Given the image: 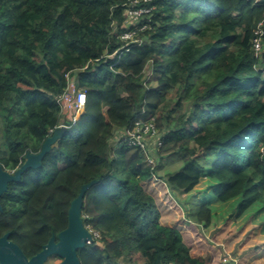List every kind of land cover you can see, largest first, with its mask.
Listing matches in <instances>:
<instances>
[{
  "label": "trees",
  "instance_id": "trees-1",
  "mask_svg": "<svg viewBox=\"0 0 264 264\" xmlns=\"http://www.w3.org/2000/svg\"><path fill=\"white\" fill-rule=\"evenodd\" d=\"M131 1L0 0V164L19 168L67 124L41 165L0 196V237L10 232L29 258L53 234L58 240L72 200L92 180L83 219L93 241L78 251L82 264H211L181 228L162 222L165 209L148 189L155 180L182 194L207 177L216 202L240 199L239 215L257 204L264 213V24L262 50L254 49L264 0L142 1L154 7L142 42L127 43ZM68 75L87 90L76 122L58 102ZM138 119L161 131L154 163L126 142ZM174 156L183 165L162 176ZM207 157L209 167L200 161ZM211 201L176 216L208 228Z\"/></svg>",
  "mask_w": 264,
  "mask_h": 264
},
{
  "label": "rangeland",
  "instance_id": "rangeland-1",
  "mask_svg": "<svg viewBox=\"0 0 264 264\" xmlns=\"http://www.w3.org/2000/svg\"><path fill=\"white\" fill-rule=\"evenodd\" d=\"M69 78L72 81L75 76H70ZM177 99L178 96L176 91H174L170 97L168 108L173 107ZM187 107L188 105L184 103V107L176 115L184 112ZM83 112L84 110L79 112L77 114L78 117ZM66 116L67 119L70 118V115L66 114ZM156 153L157 151H154L153 159ZM176 157L165 158L163 161L164 166L160 170L162 176H167L168 173L179 170L183 165V161L180 158L176 159ZM200 161L206 167H209L211 166L212 158H202ZM215 184L209 178L203 177L201 183L196 186L194 191L182 194L174 193L161 180L148 183L149 187H147L151 193L157 194L158 204L165 209L167 215H164L162 222L181 228L186 242L192 246V252L195 255L211 254V264H264V213L260 211L261 205H255L241 216L239 215L240 199L225 203L214 200L212 190ZM168 194H173V201H170ZM209 200L213 202L212 206L215 215L213 224L208 228L203 227L201 229L194 222L190 220L183 222L179 216H176V214H181L189 217V211L195 212L203 201ZM60 261L59 259H50L48 263ZM143 262V259L140 258L137 264H143Z\"/></svg>",
  "mask_w": 264,
  "mask_h": 264
},
{
  "label": "water",
  "instance_id": "water-1",
  "mask_svg": "<svg viewBox=\"0 0 264 264\" xmlns=\"http://www.w3.org/2000/svg\"><path fill=\"white\" fill-rule=\"evenodd\" d=\"M66 128L67 126L56 128L44 141L40 152H28L25 161L15 172L4 168L0 164V196L8 190L10 182L21 179L22 173L25 170L28 168H38L41 165L46 153L50 151L51 147L65 133ZM95 182L96 180H92L84 184L79 195L72 200L68 213V226L58 234V240L56 239V235L53 234L49 242L43 246V249L31 258L10 238V232L1 236L0 264H82L78 251L93 241L92 232L84 224V197L87 189ZM54 255L60 257L61 261L48 263L49 257Z\"/></svg>",
  "mask_w": 264,
  "mask_h": 264
},
{
  "label": "built area",
  "instance_id": "built-area-1",
  "mask_svg": "<svg viewBox=\"0 0 264 264\" xmlns=\"http://www.w3.org/2000/svg\"><path fill=\"white\" fill-rule=\"evenodd\" d=\"M142 1L151 2L152 0H132L130 2L126 21L134 27L125 31L121 36L127 43L142 42L138 37L139 32L143 31L147 27V24H143L142 22L147 19L145 15L151 14L154 8L151 5H141ZM263 24L264 21L259 23V28L256 31V37L254 38V49L256 51H261L263 47L262 39L260 37V34L263 32ZM145 76L147 80L152 78V70L146 69ZM68 77L70 76L68 75ZM58 102L61 105L63 114L70 115L69 119L76 122L79 119L77 114L82 110H85L87 103V90L78 88L75 79L70 81L69 78L68 87L64 93L58 97ZM60 126H67V124L63 122ZM53 131L54 130H52V132ZM125 139L129 146L141 148L148 157L149 161L152 163L155 162L152 156L154 151H158L163 143L161 134L159 133L158 126L154 119H138L133 122V124L126 131ZM95 235L99 237L97 232H95Z\"/></svg>",
  "mask_w": 264,
  "mask_h": 264
},
{
  "label": "flooded vegetation",
  "instance_id": "flooded-vegetation-1",
  "mask_svg": "<svg viewBox=\"0 0 264 264\" xmlns=\"http://www.w3.org/2000/svg\"><path fill=\"white\" fill-rule=\"evenodd\" d=\"M18 169V168H17ZM17 169H15L14 171L13 170H10V169H8V170H10V171H12V172H15Z\"/></svg>",
  "mask_w": 264,
  "mask_h": 264
},
{
  "label": "clouds",
  "instance_id": "clouds-1",
  "mask_svg": "<svg viewBox=\"0 0 264 264\" xmlns=\"http://www.w3.org/2000/svg\"><path fill=\"white\" fill-rule=\"evenodd\" d=\"M14 170H15V169H14ZM14 170H13V171H14Z\"/></svg>",
  "mask_w": 264,
  "mask_h": 264
},
{
  "label": "crops",
  "instance_id": "crops-1",
  "mask_svg": "<svg viewBox=\"0 0 264 264\" xmlns=\"http://www.w3.org/2000/svg\"><path fill=\"white\" fill-rule=\"evenodd\" d=\"M161 174V173H160ZM162 175V174H161Z\"/></svg>",
  "mask_w": 264,
  "mask_h": 264
}]
</instances>
